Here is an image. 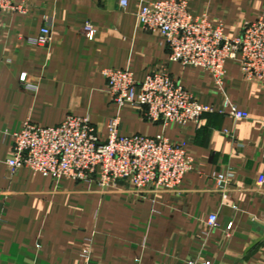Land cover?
<instances>
[{
    "label": "crops",
    "instance_id": "crops-1",
    "mask_svg": "<svg viewBox=\"0 0 264 264\" xmlns=\"http://www.w3.org/2000/svg\"><path fill=\"white\" fill-rule=\"evenodd\" d=\"M119 1L20 0L23 13H0V264H264V86L246 81L236 60L225 63L222 91L206 71L170 62L160 34L136 20L141 3L163 0H128L124 10ZM186 1L192 16L222 23L229 36L264 19V0ZM45 27L49 44H32ZM125 69L137 82L166 71L199 104L218 111L225 98L249 118L215 112L185 126L147 122L105 92L103 72ZM68 115L88 117L102 140L114 117L122 135L163 134L186 145L193 170L176 191L156 194L123 182L105 192L27 169L9 176L12 134L25 121L50 128ZM223 173L232 177L220 189ZM210 215L218 228L206 226Z\"/></svg>",
    "mask_w": 264,
    "mask_h": 264
},
{
    "label": "built area",
    "instance_id": "built-area-1",
    "mask_svg": "<svg viewBox=\"0 0 264 264\" xmlns=\"http://www.w3.org/2000/svg\"><path fill=\"white\" fill-rule=\"evenodd\" d=\"M20 0H0V13H23ZM128 0H120L124 10ZM137 23L145 31L158 32L169 53V61L183 68H198L209 73L222 91L227 61L236 60L248 82L264 86V19L244 25L235 35H227L222 23L212 24L206 16L194 17L186 0H163L141 3L136 13ZM88 39L95 31L86 27ZM50 30L41 29L36 46L48 45ZM109 101L117 107L131 105L144 120L163 127L171 124H198L203 115L218 112L235 120H247L249 115L228 99L220 110L199 104L180 83L166 71L148 74L142 81L134 79L130 69L103 72ZM20 82L35 90L25 74ZM118 117L108 120L106 138L101 139L88 117L67 116L54 127L42 128L25 121L11 136L10 156L5 161L9 176L27 169L53 180L96 182L104 191L126 183L137 193H172L183 178L193 170V158L183 143H173L163 134L155 137L122 135ZM230 174H220L217 185L225 187ZM264 186V176L257 179ZM209 229L218 228L217 217L206 221ZM231 225L227 226V231ZM87 254V253H86ZM210 264V263H204Z\"/></svg>",
    "mask_w": 264,
    "mask_h": 264
},
{
    "label": "rangeland",
    "instance_id": "rangeland-1",
    "mask_svg": "<svg viewBox=\"0 0 264 264\" xmlns=\"http://www.w3.org/2000/svg\"><path fill=\"white\" fill-rule=\"evenodd\" d=\"M236 3L235 2H231V4H230V6H229V11L230 12H232V13H235V8H236ZM221 7H224V4H222V6ZM218 13H222L221 11H219ZM237 13H239L238 11H237ZM5 14H13V13H5ZM259 19V18H258ZM30 85H32L33 86V84L32 83H29ZM28 90H30V89H28ZM69 116V115H68ZM73 116H78V115H73ZM99 133V132H98ZM224 188V187H223ZM221 189V188H220ZM106 192V191H105Z\"/></svg>",
    "mask_w": 264,
    "mask_h": 264
}]
</instances>
